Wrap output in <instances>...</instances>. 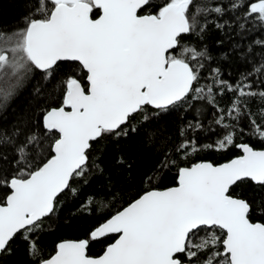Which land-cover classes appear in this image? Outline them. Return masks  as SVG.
<instances>
[{"label": "snow or ice", "instance_id": "6c2138e0", "mask_svg": "<svg viewBox=\"0 0 264 264\" xmlns=\"http://www.w3.org/2000/svg\"><path fill=\"white\" fill-rule=\"evenodd\" d=\"M228 10L237 14L241 30L249 23L264 29V0H230L227 8L199 0H35L22 27L0 30V104L37 71L45 81L55 80L58 62H78L76 72L84 73L54 84L61 103L44 110L43 132L25 133L23 140L20 129L0 134V189H6L0 197V259L21 239L34 264H264V223L252 222V205L232 195L233 186L247 180L264 189V150L248 144H235L243 154L219 166L181 167L165 152L145 180L152 184L175 167L177 186L151 188L104 219L89 239L62 241L47 259L36 243L64 197L77 194L75 184H86L99 170L95 156L104 142L135 132L134 121L148 120L150 109L159 115L204 101L227 130L217 150L235 143L238 128L264 141V89L255 90L247 76L229 84L219 69L201 85L207 51L183 43L185 36L203 34L209 13ZM225 91L234 95L221 107L217 97ZM253 98L260 102L257 112L249 109ZM243 118L247 129L240 127ZM195 151L191 140L176 147L182 156ZM111 234L117 238L101 256L88 255L89 240Z\"/></svg>", "mask_w": 264, "mask_h": 264}, {"label": "trees", "instance_id": "16d2710c", "mask_svg": "<svg viewBox=\"0 0 264 264\" xmlns=\"http://www.w3.org/2000/svg\"><path fill=\"white\" fill-rule=\"evenodd\" d=\"M163 0H155L161 4ZM201 5L213 7L223 5L227 8L230 0H199ZM35 5V0H0V30L10 32L23 26V17ZM152 9L151 11H155ZM242 11V10H241ZM236 13L230 10L223 16L209 13L208 23L201 36L188 35L183 43L207 51V59L201 69V85L211 83L213 70L219 69L220 79L229 84L237 85L247 76L255 90L264 89V29L251 23L241 30ZM96 18V10L93 12ZM198 19L203 22L202 18ZM223 24V28L216 27ZM77 63L60 62L55 80L45 81L39 71L29 76L22 86L6 101L0 104V134L11 135L20 129V139L25 133L43 132L42 116L49 106L58 107L61 103V89L54 90V84L76 75L82 78L83 72H76ZM256 69H261L257 72ZM233 93L225 91L217 100L221 107L230 104ZM260 107L258 98H253L249 109L257 112ZM199 109V111H198ZM149 110L148 120L138 117L134 121L135 132L129 131L127 137L118 140H107L96 156L99 170H94L86 184L77 182V194L64 197L57 216L50 229L43 231L36 241L44 259L54 255L58 243L65 240H86L90 232L104 219L128 206L151 188L167 189L176 186L177 168L166 169L152 184L145 178L154 173L161 158L167 152L170 158L176 159L178 166H188L209 161L221 164L241 155L235 144H248L254 149H264V141L255 136L236 131L235 143L226 150H217V141L224 135L215 123L217 118L214 109L204 101H194L191 108L185 106L170 109L159 115ZM257 123H261L257 115ZM199 123L200 127L195 126ZM240 127H249L247 118L240 121ZM183 133V134H182ZM191 140L198 151L182 156L176 147L182 141ZM212 145V147H208ZM11 159V153H8ZM234 186L232 195L245 199L252 205L250 219L252 222L264 223V189L247 180ZM6 189H0V197ZM91 201V204L89 203ZM104 207L100 208L99 205ZM92 209L91 211L89 209ZM117 236H108L96 241L89 240L88 255L99 257ZM0 264H34L29 257L27 243L17 239L12 244L10 255L0 259Z\"/></svg>", "mask_w": 264, "mask_h": 264}, {"label": "water", "instance_id": "95a60500", "mask_svg": "<svg viewBox=\"0 0 264 264\" xmlns=\"http://www.w3.org/2000/svg\"><path fill=\"white\" fill-rule=\"evenodd\" d=\"M64 62H68V61H64ZM58 63H60V62H58ZM70 63H77L78 64V62H70ZM239 149V148H238ZM240 150V152H241V155L243 154L242 153V151H241V149H239ZM255 150H264V149H255ZM235 158H237V157H235ZM235 158H233V159H235ZM232 160V159H231ZM230 160V161H231ZM202 162H209V161H202ZM229 161H227V162H224V163H221V164H213L212 162H210V163H212L213 165H215V166H219V165H222V164H225V163H228ZM198 163H201V162H198ZM196 164V163H195ZM192 166V165H191ZM250 181V180H249ZM239 183V182H238ZM177 186V185H176ZM175 187V186H174ZM234 187V186H233ZM159 190H164V189H159ZM127 207V206H126ZM259 223H261V222H259ZM109 236H117V234H111V235H109ZM108 237V236H107ZM105 238V237H104ZM102 239V238H101ZM85 240V239H84ZM65 241H81V240H65ZM115 242V241H114ZM113 242V243H114ZM112 244V243H111ZM87 253H88V249H87ZM55 254V253H54Z\"/></svg>", "mask_w": 264, "mask_h": 264}]
</instances>
